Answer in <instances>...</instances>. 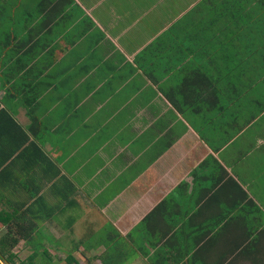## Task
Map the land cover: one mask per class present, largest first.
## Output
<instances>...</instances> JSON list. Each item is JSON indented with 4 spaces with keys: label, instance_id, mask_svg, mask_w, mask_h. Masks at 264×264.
<instances>
[{
    "label": "crops",
    "instance_id": "obj_1",
    "mask_svg": "<svg viewBox=\"0 0 264 264\" xmlns=\"http://www.w3.org/2000/svg\"><path fill=\"white\" fill-rule=\"evenodd\" d=\"M4 237L264 264V0H0Z\"/></svg>",
    "mask_w": 264,
    "mask_h": 264
},
{
    "label": "trees",
    "instance_id": "obj_2",
    "mask_svg": "<svg viewBox=\"0 0 264 264\" xmlns=\"http://www.w3.org/2000/svg\"><path fill=\"white\" fill-rule=\"evenodd\" d=\"M18 243L17 240H9L6 237L0 239V264H42L43 262L45 264V260H49L46 257H38L39 260L35 255H31L25 260H19V255L15 252ZM47 264L50 263L47 262Z\"/></svg>",
    "mask_w": 264,
    "mask_h": 264
},
{
    "label": "rangeland",
    "instance_id": "obj_3",
    "mask_svg": "<svg viewBox=\"0 0 264 264\" xmlns=\"http://www.w3.org/2000/svg\"><path fill=\"white\" fill-rule=\"evenodd\" d=\"M26 258H27V257H25V256H20V255H19V260H25ZM37 258H38V257H37ZM38 259H39V258H38ZM38 259H37V260H38ZM46 259L48 260V258H46ZM39 260H40V259H39ZM50 260H51V259H49L48 261L45 260V264H47V262H49L50 264H53V263H52V260H51V261H50ZM36 262H37V261H36ZM41 262H42V261H41ZM43 263H44V262H43ZM43 263H42V264H43Z\"/></svg>",
    "mask_w": 264,
    "mask_h": 264
}]
</instances>
